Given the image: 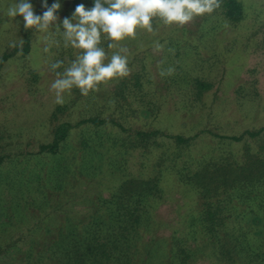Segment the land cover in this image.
Listing matches in <instances>:
<instances>
[{"label":"rangeland","instance_id":"1","mask_svg":"<svg viewBox=\"0 0 264 264\" xmlns=\"http://www.w3.org/2000/svg\"><path fill=\"white\" fill-rule=\"evenodd\" d=\"M238 1L244 9L238 22L222 5L183 25L154 18V32L138 28L118 42L102 37L109 59L127 48L129 74L87 95L74 86L57 104L50 64L63 61L56 69L62 72L82 51L64 45L59 23L92 0H60L46 32L7 15L18 0H0V264H28L23 253L32 249L46 252L40 264H68L64 253L50 250L54 238L82 234L90 216L115 208L105 202L130 203L136 191L124 192L125 183L136 182L139 191L148 180L151 192L159 191L141 196L152 227L140 229L131 258L119 255L111 264H264V186L250 188L247 198L226 190L206 199L195 179L198 171L264 160V132L241 141L219 137L264 126V0ZM31 2L37 13L44 10L40 0ZM5 54L12 55L2 63ZM169 65L175 71L162 75ZM88 118L104 123L78 125ZM62 123L74 127L59 152L41 153ZM216 200H223L224 223L213 237L200 216Z\"/></svg>","mask_w":264,"mask_h":264},{"label":"clouds","instance_id":"2","mask_svg":"<svg viewBox=\"0 0 264 264\" xmlns=\"http://www.w3.org/2000/svg\"><path fill=\"white\" fill-rule=\"evenodd\" d=\"M40 3L44 10L37 13L31 0H18L7 8V15L14 18L19 14L25 29L36 27L46 32L58 19L61 2L53 0L49 5L48 0H40ZM219 5L220 0H92L91 6L77 4L71 15L65 16L59 24L63 29L64 45L82 51L62 72L56 69L63 61L51 62L50 68L57 77L51 84L55 102L63 104L64 93L74 86L87 95L100 83L129 74L128 56L123 54L127 48L112 52L109 59L101 45L102 37L118 42L134 36L138 28L154 32V18L164 24L183 25L194 16L211 13ZM154 43L157 49L163 47L159 42ZM114 46L113 43L108 45L109 48ZM174 71L175 68L169 65L161 74L171 75Z\"/></svg>","mask_w":264,"mask_h":264},{"label":"trees","instance_id":"3","mask_svg":"<svg viewBox=\"0 0 264 264\" xmlns=\"http://www.w3.org/2000/svg\"><path fill=\"white\" fill-rule=\"evenodd\" d=\"M51 0H48L50 4ZM223 5L225 8L226 17L233 21L238 22L243 17V5L238 0H220V5L213 11H217ZM30 48V40L26 38L25 47L23 51L27 53ZM12 54H5L2 59V63ZM203 87H208L209 85L199 83ZM93 123L95 125L103 124V120L97 118H88L86 120H81L78 125L85 123ZM74 126L70 123L60 124L54 131L53 139L48 144H43L40 146V152H50L52 154H57L60 150L62 143L68 137L70 130ZM264 132V126L255 131H246L240 136H219L221 138H227L234 141H241L245 135L251 138H258ZM147 132H137L139 137L145 138L150 137ZM179 143H186L187 139L180 136L176 138ZM3 158L0 157V164H2ZM214 175V176H213ZM195 179L197 180L196 185L199 186L200 194L207 199V197L213 198L215 195H220L227 191H237L241 195L252 188V190L258 185L264 186V160L261 158H256L251 162L250 168H221L213 172L198 171L195 173ZM152 181H141L139 183V191L135 186L137 183L133 181L125 183L123 191L130 190L132 192L136 191V194L130 195V203L125 200L122 201L121 198L112 199L105 204L115 205L107 215H100L96 220L93 217L89 218L87 222L82 226L85 227L82 234L76 231L70 235L64 236L61 234L59 237L54 238L53 246L50 250L53 251L54 255L64 253L68 260V264H111L113 261H118L117 256L128 255L131 258L130 252L133 251L131 246H133V241L138 239L141 234V228L152 227L151 225V215L150 211L142 207V195H153L159 191L153 190L151 192L153 185ZM237 184V186H236ZM131 186V188L127 187ZM141 188V189H140ZM251 190V191H252ZM136 195V196H134ZM125 197V195L123 194ZM247 198V195H245ZM132 199V200H131ZM216 204V205H215ZM206 208L203 210L200 216V222L212 235L215 233V228L217 226H222L223 219L220 218V207L223 205V200H216L213 202L212 206L205 204ZM215 205V206H214ZM214 206V207H213ZM101 206L99 207V209ZM98 209V210H99ZM202 217V218H201ZM81 228V229H82ZM152 229V228H151ZM213 236V235H212ZM215 237V235L213 236ZM219 238V237H218ZM229 242V239H228ZM127 243V244H126ZM125 244V247H123ZM31 250V249H30ZM183 251V250H181ZM46 252L40 250L35 252L33 249L28 253H23L24 259L28 264H40L41 261L46 259ZM133 256V253H132ZM31 258L33 259L31 262Z\"/></svg>","mask_w":264,"mask_h":264}]
</instances>
